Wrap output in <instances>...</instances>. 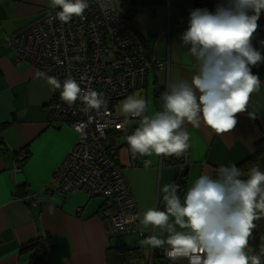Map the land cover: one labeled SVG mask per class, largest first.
I'll list each match as a JSON object with an SVG mask.
<instances>
[{"label":"crops","instance_id":"crops-1","mask_svg":"<svg viewBox=\"0 0 264 264\" xmlns=\"http://www.w3.org/2000/svg\"><path fill=\"white\" fill-rule=\"evenodd\" d=\"M134 1L143 5L137 8L130 27L146 43L148 56L165 64L151 69L145 86L137 90L148 100L152 114L161 109L160 95L170 81L188 79L195 73L194 62L179 37L187 27L190 10L205 7L199 0ZM47 9V0H0V264H32L33 260L48 264H147L151 259L153 264H171L159 249L141 248L139 241L149 232L143 237L138 233L108 236L102 210L106 200L81 192L43 194L45 187H51L53 172L76 144L77 133L67 124L49 122V86L35 78L39 70L13 62L14 52L2 45V38L28 27ZM258 24L264 36V13ZM248 112L256 118L237 114L235 128L222 135L203 126H189L191 147L186 165L173 157L132 159L128 148L121 146L117 158L137 211L153 206L163 209L161 188L178 183L180 177L184 178L185 191L206 171L215 175L220 165L248 160L255 144L264 138L263 85L251 96ZM21 149L27 156L19 163L15 156ZM145 160L151 161L148 167ZM16 166L20 172L15 171ZM31 195L41 199L40 205L30 206ZM37 239L45 241L46 250L31 261L30 252L21 253V249Z\"/></svg>","mask_w":264,"mask_h":264},{"label":"clouds","instance_id":"clouds-1","mask_svg":"<svg viewBox=\"0 0 264 264\" xmlns=\"http://www.w3.org/2000/svg\"><path fill=\"white\" fill-rule=\"evenodd\" d=\"M96 2L105 16L115 8L113 0ZM47 4L55 13L50 12V20L67 24L73 18H85L90 0H47ZM262 13L264 0H219L213 11L190 10L179 40L194 62L195 73L170 81L160 95L161 109L152 114L140 91L115 107L116 116L122 118L115 126L125 133L123 140L133 158H181L191 147L189 126H203L222 135L235 128L237 114L256 118L248 105L264 85L252 71L264 64V53L253 45ZM71 59L82 62L84 57ZM35 78L43 79L51 92L59 91L60 100L69 108L79 102L80 111L95 113L104 121L97 123L101 135L112 125L109 100L102 92L81 87L71 75L61 81L37 71ZM93 120L89 115L88 123ZM133 121L137 126L128 134ZM86 127L81 122L75 131L84 135ZM150 163L145 160V167ZM160 191L163 209L153 206L122 217L115 228L123 231L125 224L138 221L136 230L141 236L149 232L139 241L141 248L162 249L171 264H264V242L258 254L250 246L255 222L264 219V171L258 164L247 171L236 164L220 165L215 175L204 172L183 193L177 183L165 184Z\"/></svg>","mask_w":264,"mask_h":264},{"label":"built area","instance_id":"built-area-1","mask_svg":"<svg viewBox=\"0 0 264 264\" xmlns=\"http://www.w3.org/2000/svg\"><path fill=\"white\" fill-rule=\"evenodd\" d=\"M218 2L219 0H199V3L210 11L215 9ZM50 12L52 16L55 15L48 7L47 11L28 27L12 35L3 36L2 45L13 50V62L16 64L26 63L48 75L58 77L61 81L71 75L81 87L102 92L109 100L112 125L103 129L104 134L101 135L97 123L102 124L104 121L95 117V113L85 114L80 111L82 105L79 102L69 108L60 100L59 91L51 92L50 121L67 124L74 131L75 126L81 122L86 123L87 127L84 129V135L75 131L78 137L76 144L53 172L51 187H45L43 194H71L79 191L90 197H102L107 201V206L103 208V217L108 236L138 233L143 237L136 230L138 221L125 224L123 231L115 228V222L122 217H131L138 211L123 178L117 155H113L109 150L108 137L106 138L105 134L122 131L115 126L122 120L116 116L115 107L145 83L151 69L163 68L165 64L159 61L155 63L156 60L147 56L142 38L124 23L116 7L105 16L96 0H90V7L84 13L85 18H73L67 24H62L57 19L50 20ZM260 41H264V36L259 28L253 42L264 53V45H261ZM76 56L84 57L83 61L71 59ZM262 70L263 73L258 74L257 68L252 69L253 73L258 74L261 81H264V64ZM81 77L84 79L81 80ZM89 115L94 117L91 123H88ZM26 156L27 151L21 149L15 157L17 162H22ZM131 158L135 159L132 156ZM173 159L185 165L188 152L181 158ZM15 171L20 172L21 169L16 166ZM179 185L182 193L183 186ZM40 203L41 199L36 195L29 196L30 206H38ZM158 252L169 260L162 249ZM116 254L122 255L118 250ZM32 264L48 263L35 261ZM147 264H153V260Z\"/></svg>","mask_w":264,"mask_h":264},{"label":"trees","instance_id":"trees-1","mask_svg":"<svg viewBox=\"0 0 264 264\" xmlns=\"http://www.w3.org/2000/svg\"><path fill=\"white\" fill-rule=\"evenodd\" d=\"M119 2L118 6H116V11L120 18L124 20V23L127 26H130V22L137 13V8L139 6H142L143 3L136 2L134 0H117ZM143 42V46L145 48V52L148 56L147 53V46L146 43L141 39ZM149 57V56H148ZM137 126L131 125V127L128 130V134H131V131ZM2 131V128H0V132ZM125 133L123 131H118V132H111L108 135V148L110 151L113 152V155H117V151L121 146H125L128 148L126 141L123 140V136ZM122 140V142H121ZM259 165L261 170L264 171V138H261L256 144H255V152L253 155L248 159L242 162L241 164L237 165L242 169V171H247L248 168L254 166V165ZM178 184H181L182 186L184 185V178L180 177L178 179ZM21 189H19V192ZM107 204V203H105ZM107 206V205H106ZM105 206V207H106ZM257 224L256 229L254 230V239L250 241V246L256 250V253L258 254L259 252V246L261 245L262 242H264V219H261L260 221L255 222ZM45 241H41L40 239L34 240L27 245L24 246V248L21 249L22 252H27L29 251L31 254V261L35 258L34 256L39 253L40 251H45ZM40 260V258H39ZM37 261L38 260H33ZM32 261V262H33ZM41 261V260H40Z\"/></svg>","mask_w":264,"mask_h":264},{"label":"flooded vegetation","instance_id":"flooded-vegetation-1","mask_svg":"<svg viewBox=\"0 0 264 264\" xmlns=\"http://www.w3.org/2000/svg\"><path fill=\"white\" fill-rule=\"evenodd\" d=\"M200 5H202V4H200ZM202 7H205V6H203L202 5ZM206 8V7H205ZM176 20H178V19H180L181 20V22H179V23H184V19H182V18H180V17H177V18H175ZM261 30V29H260ZM139 36V35H138ZM140 37V36H139ZM141 38V37H140ZM32 67V66H31ZM254 68H256V67H254ZM261 69V71H259ZM257 72H258V74H262V72H263V70H262V64L257 68ZM148 77V76H147ZM147 82V79H146V81H145V83ZM145 83L142 85V86H140V87H138V88H136L134 91H132V93L133 92H135V91H137V90H139L140 88H142V87H144L145 86ZM132 93H130V94H132ZM129 94V95H130ZM51 101H52V94H51V97H50V101H49V107H50V109H51ZM50 109H49V113H50ZM49 118V117H48ZM49 122H53V121H50V119H49ZM109 133L110 132H107L106 134H105V137L107 138L108 137V135H109ZM113 133V132H112ZM17 153V152H16ZM19 163H21V162H19ZM186 165V164H185ZM77 192H79V191H77ZM75 193V192H74ZM82 193V192H81ZM84 194V193H83ZM86 195V194H85ZM88 197H90V196H88ZM90 198H93V197H90ZM95 198H102V197H95ZM102 199H104V198H102ZM105 200V199H104ZM103 210V209H102ZM33 262H35V261H33ZM32 262V263H33Z\"/></svg>","mask_w":264,"mask_h":264},{"label":"rangeland","instance_id":"rangeland-1","mask_svg":"<svg viewBox=\"0 0 264 264\" xmlns=\"http://www.w3.org/2000/svg\"><path fill=\"white\" fill-rule=\"evenodd\" d=\"M113 3H114V5H115V7L116 6H118V4H119V2L117 1V0H113ZM157 61H155V63H156ZM158 63V62H157ZM158 68V67H157ZM136 92V91H135ZM134 93V92H133Z\"/></svg>","mask_w":264,"mask_h":264}]
</instances>
